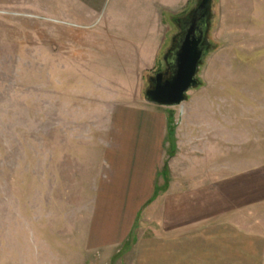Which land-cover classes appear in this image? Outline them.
Wrapping results in <instances>:
<instances>
[{"label": "rangeland", "instance_id": "1", "mask_svg": "<svg viewBox=\"0 0 264 264\" xmlns=\"http://www.w3.org/2000/svg\"><path fill=\"white\" fill-rule=\"evenodd\" d=\"M198 2L0 0V264H190V229L264 219V0H211L198 86L153 106L166 158L131 236L100 192ZM142 37L162 43L152 65Z\"/></svg>", "mask_w": 264, "mask_h": 264}, {"label": "crops", "instance_id": "2", "mask_svg": "<svg viewBox=\"0 0 264 264\" xmlns=\"http://www.w3.org/2000/svg\"><path fill=\"white\" fill-rule=\"evenodd\" d=\"M151 21L156 25L154 20ZM149 38L142 37L139 41L132 39L141 49L142 65L146 66L156 62L157 54L162 49L158 38ZM148 106L123 114L125 125L128 120L129 123L119 129L122 139H116L109 157L112 165L109 179L105 187L100 188L105 199L126 201V212L120 216L135 215L128 232L130 236L138 215L156 194L166 158L167 116L153 109V106H159ZM189 116L187 114L186 119ZM183 130L190 136V128ZM106 206L102 207L107 209ZM263 222L264 219L256 215L255 220L247 224L249 228L240 222L219 220L190 229V264H264Z\"/></svg>", "mask_w": 264, "mask_h": 264}, {"label": "water", "instance_id": "3", "mask_svg": "<svg viewBox=\"0 0 264 264\" xmlns=\"http://www.w3.org/2000/svg\"><path fill=\"white\" fill-rule=\"evenodd\" d=\"M210 13L211 0H199L185 18L178 20L182 34L165 59L170 75L165 78L166 73L158 72L151 78L153 85L145 93L147 103L159 106L181 105L187 93L198 86L197 75L210 46Z\"/></svg>", "mask_w": 264, "mask_h": 264}, {"label": "trees", "instance_id": "4", "mask_svg": "<svg viewBox=\"0 0 264 264\" xmlns=\"http://www.w3.org/2000/svg\"><path fill=\"white\" fill-rule=\"evenodd\" d=\"M168 127H169L168 128L169 135L172 137L173 136V126L171 125V123H170V126H169V122H168ZM158 189H159V187L157 188L156 193H157Z\"/></svg>", "mask_w": 264, "mask_h": 264}, {"label": "flooded vegetation", "instance_id": "5", "mask_svg": "<svg viewBox=\"0 0 264 264\" xmlns=\"http://www.w3.org/2000/svg\"><path fill=\"white\" fill-rule=\"evenodd\" d=\"M174 41H176V39L174 40ZM167 68H168V65H167ZM168 73L167 74H165V78H167L169 75H170V70H169V68H168ZM150 82H151V86L153 85V83H152V81H151V79H150Z\"/></svg>", "mask_w": 264, "mask_h": 264}]
</instances>
